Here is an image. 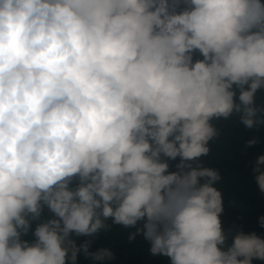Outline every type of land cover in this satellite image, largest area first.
I'll return each mask as SVG.
<instances>
[{
  "label": "clouds",
  "instance_id": "clouds-1",
  "mask_svg": "<svg viewBox=\"0 0 264 264\" xmlns=\"http://www.w3.org/2000/svg\"><path fill=\"white\" fill-rule=\"evenodd\" d=\"M233 123L264 131L262 0H0V264H112L113 226L170 264L264 261L204 159Z\"/></svg>",
  "mask_w": 264,
  "mask_h": 264
},
{
  "label": "trees",
  "instance_id": "trees-1",
  "mask_svg": "<svg viewBox=\"0 0 264 264\" xmlns=\"http://www.w3.org/2000/svg\"><path fill=\"white\" fill-rule=\"evenodd\" d=\"M255 135L261 137L259 142L247 146V141ZM261 154H264V131L256 133L255 130L233 123L224 131L223 139L212 145L211 155L204 158L206 166L218 169L222 175V180L216 186L224 196L221 220L225 231L231 229L233 234L237 230L256 232L264 238V227L259 224V218L264 216V196L255 185L252 171L256 158ZM172 170H175L174 167ZM232 201H235V205ZM130 231L133 230L113 226L109 233L101 234L97 241L98 246H109L116 253L117 259L112 264H170L166 257L151 256L149 245L142 238L137 237L136 241L129 243ZM23 238L33 239L31 234ZM80 264L90 262L80 257ZM253 264H264V261L253 260Z\"/></svg>",
  "mask_w": 264,
  "mask_h": 264
}]
</instances>
